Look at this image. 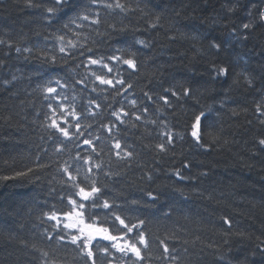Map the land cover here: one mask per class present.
<instances>
[{"label":"trees","instance_id":"trees-1","mask_svg":"<svg viewBox=\"0 0 264 264\" xmlns=\"http://www.w3.org/2000/svg\"><path fill=\"white\" fill-rule=\"evenodd\" d=\"M261 3L0 0V264H264ZM244 23L253 27L244 30ZM213 39L225 42L219 53L209 50ZM89 57L103 58L112 72L89 64ZM129 58L136 69L122 63ZM214 66L229 67L228 75L217 77ZM93 72L125 83L101 84ZM121 108L128 115L117 120L112 113ZM209 109L204 147H197L191 125ZM169 131L172 144L164 136ZM81 188L91 193L87 199ZM116 216L129 227L144 223L129 233ZM79 220L118 239L95 237L88 257L82 247L88 236L71 243ZM141 231L147 248L138 243ZM125 240L137 244L143 259L119 250Z\"/></svg>","mask_w":264,"mask_h":264},{"label":"snow or ice","instance_id":"snow-or-ice-1","mask_svg":"<svg viewBox=\"0 0 264 264\" xmlns=\"http://www.w3.org/2000/svg\"><path fill=\"white\" fill-rule=\"evenodd\" d=\"M67 0H55V3L57 5H63L64 3H66ZM93 3H96V0H92ZM107 7L111 8L113 7V5L109 4L107 5ZM115 7L116 8H121L123 9V5L120 4L119 2H117L115 4ZM235 7V5L233 6ZM253 7H255V5H253ZM233 9H229V11H232ZM55 9L53 8H48L47 9V12L49 15H54L55 14ZM84 20H87L89 19L88 16H83L82 17ZM260 19L261 21H264V13H261L260 15ZM159 20H160V16L157 15L156 16V23L152 24L151 26L153 28H155L157 26V24L159 23ZM74 23V21H73ZM93 23H99V20H95L93 21ZM65 27H67V25H65ZM242 29L244 30H248V29H251L253 27L252 23H244L242 24ZM237 32V29L233 28L232 29V34L235 35ZM61 40H63V37H60ZM243 39H247V36H244ZM0 43H3V41H0ZM137 43L141 44V45H144L145 47H148V44L144 41V40H138ZM225 46V42L224 41H219L217 42V40L213 39L211 41H209V44H208V47H209V50H213V51H216L217 53H219L222 48ZM73 47H75V45H73ZM16 51L17 52H20L21 49L20 48H16ZM24 51H30L29 49H24ZM59 51L61 53L65 52V48L64 47H61L59 49ZM110 59L112 60H117V61H120L121 60V57H111ZM55 60L56 58L53 56L51 57V62L52 63H55ZM122 63L127 65L129 68L131 69H136V62L134 59H124L122 60ZM89 64L91 65H101L102 68L104 69H107L108 73H111L112 72V68H110L108 66V64H105L103 63V58H100V59H92L91 57H89ZM214 70L216 71V75L217 77H220V76H227L228 75V72H229V67L227 66H221L219 68H215L214 66ZM93 76H95V79L98 80L101 84H106V85H110V86H113L115 87V84H119V85H124V80L120 79V80H116L115 81V84L113 82L112 79H105L104 76H101V75H96L95 72L92 73ZM242 75L244 76V79H245V82L248 84V85H252L253 83V78L251 76H249L247 73H242ZM13 80L16 79L15 76L12 77ZM5 83H8V81H6ZM57 83L59 84V81H57ZM80 83H83V81H80ZM128 88H131V84H129L127 86ZM44 91L48 92V93H55L56 92V89L55 88H51V87H47L44 89ZM166 92H168L172 97H176L177 99H179V95L176 91H173L171 89H168V90H165ZM192 93V89L190 88H184L183 89V96L185 97H188L190 96ZM147 96V94H145ZM147 98L149 100H151V96H147ZM161 99H163L164 101V104L167 105L168 107H172V103L171 101L169 100L168 96L165 95L164 97H162ZM92 103H95V101H93ZM132 105H135L136 104V101H131ZM96 107L99 108L100 105L99 104H96ZM257 110L259 111L260 110V106L257 105ZM145 111H147V109H145ZM207 111H210L209 110H206V111H202L200 112L198 115H195V118H194V123L191 125V132H190V136L193 138L195 144L197 145V147H204L203 144H201V140H202V135H201V132H202V128H203V125H202V119L206 117V114H207ZM121 113H123V115H128V113L124 112L123 108H121L120 112H113L112 115L115 116L117 118V120H121ZM264 114V113H262ZM137 119H139V117H137ZM122 122V121H121ZM52 126L54 127H57L59 129V131L61 133H63L64 136H68L69 133L66 129L64 128H60L59 125L56 124V121H53L52 122ZM165 126H167V123L165 122ZM77 127H79V125L77 124ZM109 131H111V129H109ZM175 135H179V134H175ZM164 136L166 137L167 139V142L169 144H172L173 143V139H174V133L169 131V132H165L164 133ZM84 143L86 144H89L91 143L90 141H84ZM259 144L260 145H264V139H260L259 140ZM160 151H165L166 148H165V144H158L156 146ZM115 148L117 149H122V146L119 142H117L115 144ZM116 155L119 157L120 156V152L118 151L116 153ZM124 156L125 157H131L132 156V153L131 152H127L125 151L124 152ZM186 168H189L191 167L190 164H185L184 165ZM97 167H99V165H97ZM65 171H67V168H65ZM178 177H180L181 179H185V177L181 176V173L179 171H176L175 173ZM201 175H204L203 173ZM149 179H151V177H149ZM99 189L96 188V187H93L91 192L92 193H95V192H98ZM80 192L83 194L84 198L87 199L89 195H91V193H88V192H85V190L83 188L80 189ZM148 195L150 197H152L153 201H155L156 199H158V196L157 195H153V193H148ZM104 207L107 208L109 207V204L107 201H105L104 203ZM51 219L55 220L56 219V216L53 215L50 217ZM116 220H118L120 222L121 225H124V227L127 229V231L129 233H131L133 231L134 228H139L141 225H143L144 221H139L137 225H133L132 227H129L127 224H125V221L123 219H121L119 216H116ZM223 222L225 224H228L229 227H231V221L227 219V217L223 218ZM65 227H71V225H65ZM108 233V230L107 229H97L95 231V235H93L92 233H90L87 237V239H85L82 243V247H85V248H88V251H87V256L88 257H93V252L91 250L89 246L90 242L92 239L95 238L96 235H99V236H102L104 239H107V240H112V241H116L118 238L116 236H112L110 234H107ZM61 239H63V237H61ZM81 240V237L80 236H72L71 237V243L73 244H77L78 241ZM138 243L143 245L144 248H147L148 247V244H147V240L145 238V235L144 233L141 231L139 233V240H138ZM124 244L125 246L124 247H119L118 244H113V247H119V250L121 252H124L125 254L130 251L132 253L135 254L136 257L140 258V259H143L142 255H141V249L139 247H137V244L136 243H131L127 240L124 241ZM161 244L164 245V252L165 253H168L169 252V249L167 247L166 244H164L163 241H161ZM105 252H107V249H104ZM45 256H47L48 254L47 253H44ZM173 260L176 259V257H172ZM92 264H95V260L92 261Z\"/></svg>","mask_w":264,"mask_h":264},{"label":"rangeland","instance_id":"rangeland-1","mask_svg":"<svg viewBox=\"0 0 264 264\" xmlns=\"http://www.w3.org/2000/svg\"><path fill=\"white\" fill-rule=\"evenodd\" d=\"M252 1H253V0H252ZM258 1H259V4H263V3H261V2H264V0H258ZM57 219H58V221H59L60 223H63L65 217H64V216H61V217H58ZM78 223H79L78 227H77L76 229H74L78 236H80V237H85V236H88V235L90 234L91 231H93L91 228L88 227V225L86 224L85 221H80V220H79ZM71 225L74 226V225H76V223L71 224ZM94 227H95V228H98V227H96V226H94Z\"/></svg>","mask_w":264,"mask_h":264},{"label":"bare ground","instance_id":"bare-ground-1","mask_svg":"<svg viewBox=\"0 0 264 264\" xmlns=\"http://www.w3.org/2000/svg\"><path fill=\"white\" fill-rule=\"evenodd\" d=\"M140 38V37H139ZM140 40V39H139ZM6 43V42H5ZM23 48V47H22ZM130 50V49H129ZM136 50V49H135ZM27 53V52H26ZM133 53V52H132ZM165 90V89H164ZM45 202V201H44ZM95 231L96 230H94V231H91L90 233H92L93 235H95ZM47 232V231H46ZM97 236H99V235H96L95 237H97Z\"/></svg>","mask_w":264,"mask_h":264}]
</instances>
